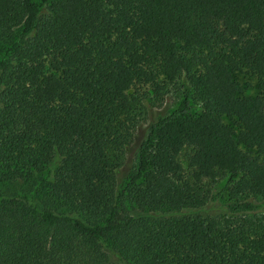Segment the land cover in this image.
<instances>
[{
  "label": "trees",
  "instance_id": "obj_1",
  "mask_svg": "<svg viewBox=\"0 0 264 264\" xmlns=\"http://www.w3.org/2000/svg\"><path fill=\"white\" fill-rule=\"evenodd\" d=\"M0 264H264V0H0Z\"/></svg>",
  "mask_w": 264,
  "mask_h": 264
},
{
  "label": "rangeland",
  "instance_id": "obj_2",
  "mask_svg": "<svg viewBox=\"0 0 264 264\" xmlns=\"http://www.w3.org/2000/svg\"><path fill=\"white\" fill-rule=\"evenodd\" d=\"M233 79L240 87L241 96L254 98L259 94L258 83L255 77L245 73H235L233 74ZM182 93H184V90L181 88V83H178L177 85L169 86L167 90L158 97L152 96L147 88H141V90L136 94L144 100L146 111L133 136V141L130 147L126 150L122 158L121 167L117 171V181L119 183H122L124 180H126L130 172L135 168L139 147L146 139L145 137H147L150 125L153 124L158 117H163L172 113L183 99ZM195 111L199 112L200 110L196 108ZM226 122L231 124L229 121ZM224 183V181L218 183V187L220 189L223 188L225 186ZM228 200L227 194L223 193L221 199L217 203H208L202 209L189 212L188 214L191 216L210 215L220 219H231V217L226 214L225 209V204L228 203ZM249 200L255 204L261 203V200L254 197L249 198ZM135 213L137 212H134V214ZM112 260L117 262L114 257Z\"/></svg>",
  "mask_w": 264,
  "mask_h": 264
}]
</instances>
